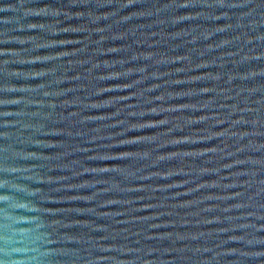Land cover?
Masks as SVG:
<instances>
[{
  "label": "water",
  "instance_id": "95a60500",
  "mask_svg": "<svg viewBox=\"0 0 264 264\" xmlns=\"http://www.w3.org/2000/svg\"><path fill=\"white\" fill-rule=\"evenodd\" d=\"M264 264V0H0V264Z\"/></svg>",
  "mask_w": 264,
  "mask_h": 264
},
{
  "label": "clouds",
  "instance_id": "9594fccd",
  "mask_svg": "<svg viewBox=\"0 0 264 264\" xmlns=\"http://www.w3.org/2000/svg\"><path fill=\"white\" fill-rule=\"evenodd\" d=\"M4 264H6V262H4Z\"/></svg>",
  "mask_w": 264,
  "mask_h": 264
}]
</instances>
